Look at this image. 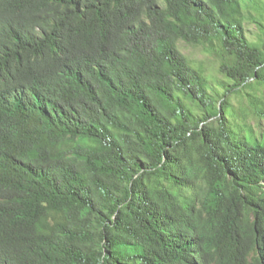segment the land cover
Here are the masks:
<instances>
[{
	"label": "trees",
	"instance_id": "trees-1",
	"mask_svg": "<svg viewBox=\"0 0 264 264\" xmlns=\"http://www.w3.org/2000/svg\"><path fill=\"white\" fill-rule=\"evenodd\" d=\"M0 264H264V0H0Z\"/></svg>",
	"mask_w": 264,
	"mask_h": 264
},
{
	"label": "rangeland",
	"instance_id": "rangeland-1",
	"mask_svg": "<svg viewBox=\"0 0 264 264\" xmlns=\"http://www.w3.org/2000/svg\"><path fill=\"white\" fill-rule=\"evenodd\" d=\"M184 52L189 56H192L194 59H202V54L199 49H194L189 46L184 47Z\"/></svg>",
	"mask_w": 264,
	"mask_h": 264
}]
</instances>
